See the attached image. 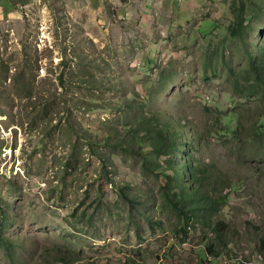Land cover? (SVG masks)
I'll list each match as a JSON object with an SVG mask.
<instances>
[{
    "label": "rangeland",
    "instance_id": "obj_1",
    "mask_svg": "<svg viewBox=\"0 0 264 264\" xmlns=\"http://www.w3.org/2000/svg\"><path fill=\"white\" fill-rule=\"evenodd\" d=\"M247 50L264 52V0H0V264H264ZM144 118L171 123L225 197L219 239L175 230Z\"/></svg>",
    "mask_w": 264,
    "mask_h": 264
},
{
    "label": "trees",
    "instance_id": "obj_2",
    "mask_svg": "<svg viewBox=\"0 0 264 264\" xmlns=\"http://www.w3.org/2000/svg\"><path fill=\"white\" fill-rule=\"evenodd\" d=\"M245 5L240 7V14L237 21L234 22L235 26H232V33L234 36H242L246 31L245 28L249 24L245 25L244 12ZM237 16V15H236ZM248 59L250 60V66L254 73L256 84L264 85V52L254 55L251 51H246ZM143 127L148 132V142H150L151 153L148 157L153 156L163 159L164 166L159 167L158 177L161 180L162 197L165 203L172 208L179 219V224L176 227V231L180 234L182 240L188 238V232L194 228L195 222L202 223L207 226L209 230L215 232L216 238L221 237L222 223L217 222L212 225L211 218L212 213L219 211L220 200H225V197L215 196V189H205V177L198 175V172L204 174V171L198 169L194 164V157L185 158V153L192 148V145L184 142L181 146L178 136H181L178 131L171 129V123H161L155 118H144ZM154 121V123H150ZM264 123L260 124L261 126ZM173 132V133H172ZM140 141L139 143H142ZM186 146V148H183ZM183 148V149H182ZM133 149V148H132ZM118 191L123 195H126L127 188L124 186L117 187ZM133 201L132 198L129 199ZM134 205V204H133ZM222 226V229L220 230ZM264 246V239L261 240ZM211 246H208L210 249ZM218 252H212V255H217Z\"/></svg>",
    "mask_w": 264,
    "mask_h": 264
},
{
    "label": "clouds",
    "instance_id": "obj_3",
    "mask_svg": "<svg viewBox=\"0 0 264 264\" xmlns=\"http://www.w3.org/2000/svg\"><path fill=\"white\" fill-rule=\"evenodd\" d=\"M258 87H259V86H258ZM260 87H261V89H262V88H264V85L262 86V84H261ZM178 138H180L181 140L183 139L182 136H178ZM180 139H178V140H180ZM183 148H184V147H183ZM183 148H182V149H183ZM164 158H165V157H164ZM164 158H163V159H164ZM162 164H163V166H164V163H161V165H162ZM163 166H162V167H163ZM235 179H238V178H235ZM231 183H232V182H231ZM249 263H252V262H249Z\"/></svg>",
    "mask_w": 264,
    "mask_h": 264
}]
</instances>
